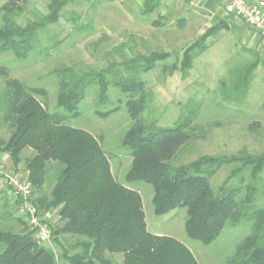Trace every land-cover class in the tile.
<instances>
[{
    "label": "trees",
    "instance_id": "trees-1",
    "mask_svg": "<svg viewBox=\"0 0 264 264\" xmlns=\"http://www.w3.org/2000/svg\"><path fill=\"white\" fill-rule=\"evenodd\" d=\"M73 2L51 0L42 19L21 25L16 19L24 13L25 0L8 1L1 7L0 53L11 52L16 60H26L36 51L41 32L57 23L64 7ZM160 3L145 0L143 13L154 12ZM90 28L81 26L79 30ZM227 28L221 21L188 46L181 72L186 74L192 68L195 52L208 49L205 43L209 37ZM169 56L167 52H152L100 69L63 66L53 70L58 82L57 106L73 117L93 85L99 92L97 105L110 101V86L127 96L125 104L133 124L122 145L130 151L132 165L124 182L114 177L109 156L97 138L85 129L66 124L61 112H50L36 97L45 95L43 88H31L10 78L9 68L0 65V77L4 78L0 116L11 132L8 139L0 137V153L9 155L15 172L23 167L24 179L32 188L31 202L39 210L53 213L57 209L60 224L51 226V240L61 248L67 264H198L184 243L147 230L141 194L132 186L138 182L152 186L157 215L186 208V232L203 244L213 243L229 221L251 222L252 233L226 264H264V206L256 204L260 185L264 184V154L203 155L177 164L196 131L200 104L193 99L182 104V113L173 126H159L144 118L146 82L140 75L149 73ZM260 63L259 59L249 62L229 81L221 82L224 101L246 103ZM177 69L176 64L164 68L169 74ZM225 166H232L231 173L215 192L211 180ZM52 171L56 180L49 188ZM233 180L240 184H231ZM20 203L16 198L18 207ZM66 236L75 242L70 243ZM117 255L122 256L121 260ZM0 264L58 263L53 250L39 245L33 229L20 233L0 229Z\"/></svg>",
    "mask_w": 264,
    "mask_h": 264
},
{
    "label": "rangeland",
    "instance_id": "rangeland-1",
    "mask_svg": "<svg viewBox=\"0 0 264 264\" xmlns=\"http://www.w3.org/2000/svg\"><path fill=\"white\" fill-rule=\"evenodd\" d=\"M8 1L0 0V26L1 7ZM50 1L25 0L24 13L16 21L25 25L42 19L48 12ZM143 10L144 0L140 3L133 0H74L64 7L57 23L41 32L36 51L31 56L18 61L11 52L0 53V65L9 68L10 78L18 79L31 88H43L45 95L36 97L50 112H61L66 116V124L85 129L97 138L109 156L114 177L121 182H124L132 165L130 151L122 145L133 124L125 104L127 96L110 86V101L97 105L99 92L93 85L87 90L77 116L73 117L57 106L58 82L54 69L63 66L100 69L111 64L118 65L138 54L167 52L170 54L167 59L157 62L149 73L140 75L141 80L146 82L147 94L143 115L149 123L168 127L173 126L182 113V104L189 99L200 104L196 131L177 164L203 155L231 157L242 152L264 154V36L256 30L261 36V42H258V35L251 28H246L239 17L226 19L224 22L228 28L206 40L208 49L203 53L195 52L192 68L183 74L180 67L185 49L217 24L220 15L206 11L194 0H161L154 12L144 14ZM81 26L91 28L80 31ZM248 31L251 33L249 37ZM256 59L261 63L255 72L246 103L240 105L224 101L220 92L221 82L229 81L237 69ZM174 64L178 69L173 74L164 70ZM3 86L4 78L0 77V87ZM114 108L118 110L109 116H101ZM10 133L0 116V137L8 139ZM0 160L4 166H10L9 162ZM231 170L232 166H225L212 178L211 186L215 192ZM19 171L20 176L25 178L23 167ZM244 177L247 182L249 172ZM261 178L264 181V172ZM55 180L56 174L52 171L49 188ZM238 183L237 180L231 182ZM132 186L141 194L147 230L181 241L193 252L198 264H226L234 256L237 246L252 233L251 222L234 224L229 221L213 243L203 244L191 239L186 232V208L157 215L152 202V186L144 182ZM256 204L264 206V184L260 185ZM52 214L51 226L55 228L60 224V217L57 209ZM0 229L17 233L32 230L17 206L14 194L1 177ZM66 238L70 243L76 240L70 236ZM38 243L53 250L58 264H67L63 251L52 240L47 244ZM121 258L117 255L118 260Z\"/></svg>",
    "mask_w": 264,
    "mask_h": 264
},
{
    "label": "built area",
    "instance_id": "built-area-1",
    "mask_svg": "<svg viewBox=\"0 0 264 264\" xmlns=\"http://www.w3.org/2000/svg\"><path fill=\"white\" fill-rule=\"evenodd\" d=\"M226 11L240 17L249 26L264 36V2L250 3L247 0H227ZM0 177L9 186L15 198L20 200L21 213L27 218L35 231V236L42 244L51 241V224L53 214L39 210L32 202L31 185L0 160Z\"/></svg>",
    "mask_w": 264,
    "mask_h": 264
},
{
    "label": "crops",
    "instance_id": "crops-1",
    "mask_svg": "<svg viewBox=\"0 0 264 264\" xmlns=\"http://www.w3.org/2000/svg\"><path fill=\"white\" fill-rule=\"evenodd\" d=\"M119 1H123V0H119ZM133 1H135L137 3H140V0H133ZM194 1H196L198 5H201V7L203 9H205L206 11H208L210 13H214V14H218V15L222 16V18L219 16V20H220L219 22L224 21L226 19H230V18H232V17L235 16V15L230 14V13H228L226 11L227 0H194ZM247 1L250 2V3L256 2V0H247ZM241 20L243 21V23L246 26V28H251L254 31L253 32L254 34H257V35L259 34L254 28H252L251 26H249L243 19H241ZM248 33H249L248 34V37H249L251 33L249 31H248ZM258 37H259V39H258ZM258 37H257L258 42H261V36L258 35ZM0 158L3 159L4 161L9 162V164H10L9 167L12 166V162H11V159H10V157H9L8 154H6V153H0Z\"/></svg>",
    "mask_w": 264,
    "mask_h": 264
}]
</instances>
